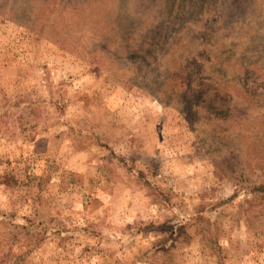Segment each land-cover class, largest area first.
Masks as SVG:
<instances>
[{"label": "rangeland", "instance_id": "rangeland-1", "mask_svg": "<svg viewBox=\"0 0 264 264\" xmlns=\"http://www.w3.org/2000/svg\"><path fill=\"white\" fill-rule=\"evenodd\" d=\"M0 264H264V0H0Z\"/></svg>", "mask_w": 264, "mask_h": 264}]
</instances>
